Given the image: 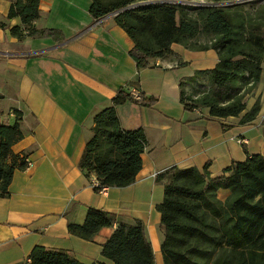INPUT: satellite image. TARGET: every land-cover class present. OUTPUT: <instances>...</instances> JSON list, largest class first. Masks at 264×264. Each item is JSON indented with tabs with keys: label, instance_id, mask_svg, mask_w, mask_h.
I'll use <instances>...</instances> for the list:
<instances>
[{
	"label": "crops",
	"instance_id": "obj_1",
	"mask_svg": "<svg viewBox=\"0 0 264 264\" xmlns=\"http://www.w3.org/2000/svg\"><path fill=\"white\" fill-rule=\"evenodd\" d=\"M11 0H0V122L15 120L22 138L11 149L25 154L30 167L14 170L0 196V264H27L36 245L65 252L79 262L111 261L102 246L119 227L139 220L154 264H163L164 228L157 205L163 200L166 171L195 167L211 177L232 162L264 156V58L258 83L238 116L212 117L208 108L187 110L180 83L218 62L214 49L194 50L170 44V53L138 67L129 54L134 42L114 20L93 19L90 0H39L35 29L50 35L11 36L20 19H6ZM207 75L197 77L206 83ZM153 99L151 105L126 100L116 105L123 129L141 128L147 145L132 184L94 190L96 178L78 166L92 134L94 115L112 103L118 90ZM259 101L255 118H240ZM17 118V119H16ZM244 139L239 143L237 139ZM225 174H227L225 172ZM220 200L229 190L219 188ZM89 207L112 214L110 224L86 240L70 234L69 222L81 225Z\"/></svg>",
	"mask_w": 264,
	"mask_h": 264
},
{
	"label": "trees",
	"instance_id": "obj_2",
	"mask_svg": "<svg viewBox=\"0 0 264 264\" xmlns=\"http://www.w3.org/2000/svg\"><path fill=\"white\" fill-rule=\"evenodd\" d=\"M143 1L90 0L88 12L98 19ZM202 1L192 8L170 2L148 3L113 18L134 42L129 54L138 67L150 65V58L169 54L173 42L194 50L214 49L218 62L212 69L196 71L181 82L180 100L187 110L208 108L212 117L238 116L245 109V96L260 77L264 0L251 10L241 0ZM38 6L39 0H11L6 19L18 17L23 26L10 27L11 36L22 40L34 33L55 32L32 26L40 15ZM0 28H6V24L0 22ZM201 74L207 75L206 83L197 82ZM126 100L136 101L125 90H118L111 105L93 117L92 134L78 166L88 177L95 176L96 192L132 184L141 168V153L147 145L145 133L141 128L123 129L116 112V105ZM153 101L143 97L136 102L149 106ZM258 111L256 100L240 123L252 121ZM21 138L16 120L12 124L0 122V196L7 193L14 170L26 168V155L11 149ZM219 188L229 190L223 201L216 194ZM157 210L164 228L163 264H264V156L254 154L232 162L217 177L195 167L168 169ZM111 218L109 212L89 207L83 223L69 222L67 229L90 240L110 224ZM101 254L110 264H154L139 220L127 227L119 225L103 244ZM29 258L27 264H84L65 252L38 245Z\"/></svg>",
	"mask_w": 264,
	"mask_h": 264
},
{
	"label": "rangeland",
	"instance_id": "obj_3",
	"mask_svg": "<svg viewBox=\"0 0 264 264\" xmlns=\"http://www.w3.org/2000/svg\"><path fill=\"white\" fill-rule=\"evenodd\" d=\"M147 1V0H145ZM143 1V2H145ZM176 1H180L181 3H178V4H182V5H185L189 8H192V7H196L198 6L200 3H202L203 1L202 0H176ZM157 2H170V3H174V4H177L175 3V0H157L155 3ZM240 2H244L245 4V7L249 10L253 9L258 3L261 2V0H241ZM35 36H38L40 35L39 33H34ZM25 37V36H24ZM23 37V38H24ZM202 39V38H200Z\"/></svg>",
	"mask_w": 264,
	"mask_h": 264
},
{
	"label": "water",
	"instance_id": "obj_4",
	"mask_svg": "<svg viewBox=\"0 0 264 264\" xmlns=\"http://www.w3.org/2000/svg\"><path fill=\"white\" fill-rule=\"evenodd\" d=\"M156 1H157V0H147V1H145V2H138V3H135V4L128 5V6L124 7V8H120V9H118V10H115V11H113V12L107 14V15H108V16H114V15H116L117 13H119V12H121V11H124V10L130 9V8H133V7H137V6H139V5H144V4H148V3H155ZM175 3H181V2L175 0Z\"/></svg>",
	"mask_w": 264,
	"mask_h": 264
},
{
	"label": "built area",
	"instance_id": "obj_5",
	"mask_svg": "<svg viewBox=\"0 0 264 264\" xmlns=\"http://www.w3.org/2000/svg\"><path fill=\"white\" fill-rule=\"evenodd\" d=\"M201 88L204 89V86H201ZM132 98H133L134 100L138 101V100L141 99V96L139 95L138 92H134V93L132 94ZM237 141H238L239 143H242V142H244V139L240 138V139H237ZM25 162H26V167H30V166L32 165V161L29 160L28 158H25ZM96 184H97V181H96ZM96 184H95V185H96ZM101 190H102V189H101Z\"/></svg>",
	"mask_w": 264,
	"mask_h": 264
}]
</instances>
